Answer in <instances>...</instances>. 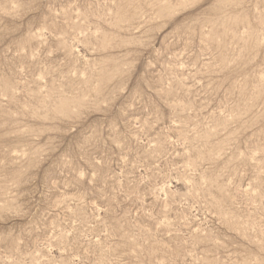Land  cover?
I'll return each instance as SVG.
<instances>
[{"label": "rangeland", "instance_id": "374dc122", "mask_svg": "<svg viewBox=\"0 0 264 264\" xmlns=\"http://www.w3.org/2000/svg\"><path fill=\"white\" fill-rule=\"evenodd\" d=\"M0 264H264V0H0Z\"/></svg>", "mask_w": 264, "mask_h": 264}]
</instances>
